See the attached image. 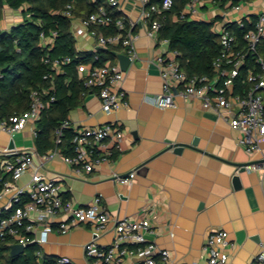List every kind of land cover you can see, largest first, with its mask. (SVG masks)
<instances>
[{
    "label": "crops",
    "instance_id": "0c3cea01",
    "mask_svg": "<svg viewBox=\"0 0 264 264\" xmlns=\"http://www.w3.org/2000/svg\"><path fill=\"white\" fill-rule=\"evenodd\" d=\"M237 5L235 16L245 14L253 19L261 6L257 0H238ZM203 8L196 20L215 19L214 24L221 23L218 6L207 4ZM120 11L135 19L139 7L127 0L121 3ZM21 20L20 11L5 8L0 28L8 31ZM132 35L136 58L124 72L122 83L127 105L105 114L97 96L88 91L81 105L68 115V127L75 133L104 124H114L123 132L119 144L109 143L111 155L107 161L90 173L80 168L77 174L62 154L47 161L34 156L31 166L15 184L27 186L32 176L40 175L58 182L62 200L73 207L85 208L99 198V205L111 219L147 218L153 241L158 248L167 250L176 263L203 264V242L209 232L223 230L234 243L233 249L227 250L229 264H251L264 246V136L258 140L259 149L247 153L240 145L242 135L230 127L237 112L235 106L229 112L216 113L205 109L199 97L183 99L177 85H173L174 107L154 106L151 100L162 89L156 58L169 57V41L163 42L158 35L149 38L140 26L132 30ZM75 40L81 52L106 49L86 34ZM208 79L216 82L217 77L214 73ZM34 129L35 124L28 122L12 137L0 131V175L5 180L9 177L3 168L15 158L4 153L9 143L16 151L33 152ZM195 140L196 146H192ZM177 144L183 146L180 152L174 149ZM249 166L259 168L248 171ZM133 171L135 176L129 185L116 182L112 176H127ZM235 176L239 177L240 188L233 185ZM5 200H0V207ZM38 233L37 228L35 236ZM113 235L109 230L98 243H111ZM89 239L88 226L80 225L65 234L50 233L40 249L48 262L67 257L73 264H88L84 245Z\"/></svg>",
    "mask_w": 264,
    "mask_h": 264
},
{
    "label": "built area",
    "instance_id": "2783aa9c",
    "mask_svg": "<svg viewBox=\"0 0 264 264\" xmlns=\"http://www.w3.org/2000/svg\"><path fill=\"white\" fill-rule=\"evenodd\" d=\"M124 1L127 0H107V4L120 10V5ZM130 1L138 5L139 13L135 19L125 15L118 18L115 21L117 30L115 34L104 35L98 31V28L105 27L112 21L103 7L78 20L73 14V5L68 3L62 15L70 20L74 37L86 34L100 47L119 48L118 53L128 56L132 62L136 58L132 30L140 26L149 38H156L166 20L167 12L172 7V1L163 0L160 6H149V0ZM237 1L190 0L179 15L174 17L182 21L196 20L207 4H213L221 9L223 20L214 24L213 32L218 36L220 46V55L212 63L217 79L216 82H212L207 76L187 77L176 60L179 52L171 50L169 57L158 55L156 58L160 66L162 89L160 94L152 98L151 103L159 108L174 107L173 85H177L180 88L178 94L183 99L199 97L205 109L216 113H220L221 110L229 112L235 106L237 112L230 120V127L240 132L242 135L240 145L247 153H252L259 149L258 140L264 136V57L259 50L264 45V0H257L261 6L258 7L252 21H248L245 14L235 16L239 10ZM246 23L250 28L242 34L241 48L230 28L235 24L242 29ZM162 41L168 43L166 39ZM96 58L95 56L94 59ZM248 62L250 66L246 68L242 79L244 87L241 93L233 94L235 82L240 78ZM68 63V58L45 59V64L53 72H62V67ZM77 72L84 87L97 96L101 110L105 114L127 105L126 93L122 87L124 72L117 60L115 63L107 61L97 67L79 65ZM48 78H51L50 73L44 75V79ZM54 101L55 98L50 96L49 91H32L28 109L8 119L0 118V131L12 137L25 128L28 122L35 124L41 113ZM68 126L69 122L65 121L56 129L57 143L62 130ZM33 134L35 135V129ZM123 136V132L114 124L84 128L75 133L72 154L63 156V159L67 165L75 168L77 174L80 173V168L90 173L105 163L111 155L109 143L119 144ZM4 153L12 154L15 158L3 168L9 180H5L3 174L0 175V200L6 199L0 207V245L7 244L10 248L18 244L24 250L33 245L38 246L39 249L34 253L35 264H73L67 257H59L52 262L46 261L40 247L46 244L48 235L54 231L65 234L71 228L87 225L90 239L84 245V256L88 264H183L174 262L167 250L157 247L152 239L151 223L147 218L111 219L99 205V198H95L85 208L73 207L62 200V190L58 182L40 175L32 176L27 186L15 184L31 166L34 156L39 157L41 161H47L61 154L58 149L44 155H39L35 150L23 153L16 151L15 148L7 149ZM258 168L249 166L247 170L253 171ZM112 176L116 182L129 185L135 171L127 176L116 174ZM36 227L39 232L37 236ZM109 230L114 233L112 242L106 245L99 244L98 241ZM233 247L234 243L229 240L227 232L223 230L209 232L201 246L203 264H229L227 250ZM251 264H264V246H261Z\"/></svg>",
    "mask_w": 264,
    "mask_h": 264
},
{
    "label": "trees",
    "instance_id": "16d2710c",
    "mask_svg": "<svg viewBox=\"0 0 264 264\" xmlns=\"http://www.w3.org/2000/svg\"><path fill=\"white\" fill-rule=\"evenodd\" d=\"M162 1L149 0V6H160ZM171 1L172 7L158 32V39L168 40L169 48L179 52L176 60L187 77L198 75L211 78L215 73L213 60L220 55L218 36L212 31L215 19H175L190 0ZM68 3L73 5V14L78 20L103 7L112 21L109 25L98 28V31L104 35L117 32L115 21L123 14L120 10L110 7L107 0H0V18L5 8L20 11L22 15L21 22L8 31L0 28V118L8 119L25 112L29 107L32 91H49L50 96L55 98L35 123L34 149L39 155L54 149H58L63 156L72 154L75 132L66 127L57 143L55 131L63 122L68 121L69 113L81 105L84 95L88 92L79 78L77 67H97L107 61L115 63V54L119 51V48L113 47L95 53L79 51L71 22L62 15ZM247 20L252 21L253 18L248 17ZM248 26L246 23L244 28L239 29L232 24L230 28L241 48L242 34L250 28ZM259 50L264 57V45ZM46 58H68L69 63L62 67V72H53L45 64ZM249 66L248 62L240 78L236 80L233 94L241 93L244 87L242 79ZM47 73L51 74V78L44 79ZM35 251L36 246L33 245L27 247L22 255L10 257L9 246L2 244L0 264H35Z\"/></svg>",
    "mask_w": 264,
    "mask_h": 264
},
{
    "label": "water",
    "instance_id": "95a60500",
    "mask_svg": "<svg viewBox=\"0 0 264 264\" xmlns=\"http://www.w3.org/2000/svg\"><path fill=\"white\" fill-rule=\"evenodd\" d=\"M117 60H118V64H119V67L120 69L123 71V72H126L127 69L129 68V65L131 63V59L128 57V56H125L123 54H117L116 56ZM196 140L192 143V146H196ZM14 148V145L12 142L9 143L8 145V148L7 149H13ZM183 148L182 145H174V149L176 152H180L181 149ZM244 169L242 168L240 171H243ZM233 185L235 188H240L241 187V184H240V180H239V177L235 176L233 178ZM24 252V249L21 245H18V244H15V245H12L10 246V257H16V256H19L21 254H23Z\"/></svg>",
    "mask_w": 264,
    "mask_h": 264
},
{
    "label": "rangeland",
    "instance_id": "374dc122",
    "mask_svg": "<svg viewBox=\"0 0 264 264\" xmlns=\"http://www.w3.org/2000/svg\"><path fill=\"white\" fill-rule=\"evenodd\" d=\"M243 3V2H242ZM245 5V4H244Z\"/></svg>",
    "mask_w": 264,
    "mask_h": 264
}]
</instances>
